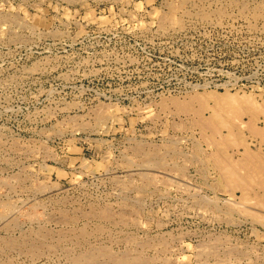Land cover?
I'll return each instance as SVG.
<instances>
[{
  "label": "rangeland",
  "instance_id": "1",
  "mask_svg": "<svg viewBox=\"0 0 264 264\" xmlns=\"http://www.w3.org/2000/svg\"><path fill=\"white\" fill-rule=\"evenodd\" d=\"M217 107L263 155L264 0H0V264H264Z\"/></svg>",
  "mask_w": 264,
  "mask_h": 264
},
{
  "label": "bare ground",
  "instance_id": "2",
  "mask_svg": "<svg viewBox=\"0 0 264 264\" xmlns=\"http://www.w3.org/2000/svg\"><path fill=\"white\" fill-rule=\"evenodd\" d=\"M206 93V92H205ZM200 96V95H199ZM203 98H202V97ZM202 101H204L205 97L201 95ZM193 100V99H192ZM227 100V99H226ZM238 100L234 96L228 97V101ZM246 101V100H244ZM226 102V101H225ZM243 101H241L242 103ZM247 102V101H246ZM186 103V102H185ZM233 103V102H232ZM227 104V103H226ZM255 104V103H254ZM225 105V104H224ZM220 106V105H219ZM228 106V105H227ZM251 106V105H250ZM230 107V106H229ZM228 107V108H229ZM236 107V106H235ZM226 108V107H225ZM223 107H217L212 112L211 121L207 123L211 128L214 129L215 132H219V129L223 127L228 128V133L225 137L221 138L220 140L216 141V146L221 150L225 151L228 147L242 145L244 146V156L241 160L236 161L233 160L232 157L225 156L223 161V173L225 177L228 179V182L233 187H241L248 188L249 186H254L258 188L260 191L259 201L264 206V154L261 155L258 152L252 151L249 146L247 145L246 141L243 138H238L237 141H231V137L235 134V131L231 128L234 127L231 125V122L224 119L225 111L232 112L230 108L225 110ZM239 108V107H238ZM236 108V109H238ZM243 107H241L242 109ZM260 110V109H259ZM240 111V109H239ZM235 113V110L232 112ZM239 113V112H238ZM233 115V114H232ZM226 116V115H225ZM235 116V115H234ZM239 123V122H238ZM230 124V125H229ZM244 124V123H241ZM240 124V125H241ZM235 125V124H234ZM243 126V125H242ZM246 127V126H245ZM238 128V127H237ZM242 128V127H240ZM260 130L255 129V132L260 133ZM197 133V132H196ZM261 134V133H260ZM216 135V134H215ZM219 136V134H217ZM262 140L264 143V133L261 134ZM237 137V136H236ZM232 138V139H233ZM213 139V138H212ZM250 142V141H249ZM254 144V143H253ZM201 145V144H200ZM264 146V145H263ZM239 149V148H238ZM243 149V148H242ZM218 151V150H217ZM204 152V151H203ZM238 153V152H237ZM212 157V156H211ZM135 169V168H134ZM155 179V178H154ZM225 180V179H224ZM189 187V186H188ZM187 187V188H188ZM249 191V190H248ZM247 192V190H246ZM228 193V192H227ZM248 197V196H247ZM247 201V199H246ZM252 201V200H251ZM250 202V201H249ZM259 203V204H260ZM13 205V204H12ZM245 205V204H244ZM242 206V205H241ZM210 207V206H209ZM107 209V208H106ZM217 245V244H216ZM79 247V246H78ZM202 254V253H201ZM216 255V254H214ZM224 260V259H223Z\"/></svg>",
  "mask_w": 264,
  "mask_h": 264
}]
</instances>
